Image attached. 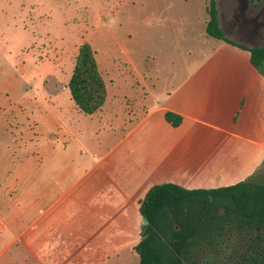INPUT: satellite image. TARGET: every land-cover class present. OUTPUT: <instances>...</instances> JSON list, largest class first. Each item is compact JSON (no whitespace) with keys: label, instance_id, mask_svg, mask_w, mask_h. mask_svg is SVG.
Here are the masks:
<instances>
[{"label":"crops","instance_id":"crops-1","mask_svg":"<svg viewBox=\"0 0 264 264\" xmlns=\"http://www.w3.org/2000/svg\"><path fill=\"white\" fill-rule=\"evenodd\" d=\"M232 15L226 24L218 9L225 36L262 45L260 29ZM206 20L201 33L215 42L182 59L179 80L149 89L127 127L119 115L81 112L67 84L41 81L53 68L31 76L35 88L0 90V264H128L152 185L216 188L259 168L264 76L248 49L207 35Z\"/></svg>","mask_w":264,"mask_h":264},{"label":"rangeland","instance_id":"rangeland-1","mask_svg":"<svg viewBox=\"0 0 264 264\" xmlns=\"http://www.w3.org/2000/svg\"><path fill=\"white\" fill-rule=\"evenodd\" d=\"M205 1L0 0V90L37 87L31 76L41 67L53 68L41 81L55 78L58 86L66 85L78 46L88 41L107 89L99 111L125 118L127 127L148 104L149 89L160 91L179 80L186 70L182 59L215 42L201 33ZM243 1L244 13H261L264 22V0ZM241 2L217 0L225 23L239 15ZM258 32L264 45V24ZM260 166L256 178L264 170ZM137 263L134 252L128 264Z\"/></svg>","mask_w":264,"mask_h":264},{"label":"trees","instance_id":"trees-1","mask_svg":"<svg viewBox=\"0 0 264 264\" xmlns=\"http://www.w3.org/2000/svg\"><path fill=\"white\" fill-rule=\"evenodd\" d=\"M205 11L206 34L248 49L251 63L264 76V45L248 48L225 36L217 0H207ZM67 87L85 114L96 113L105 103L106 84L88 41L78 46ZM165 118L173 126L181 121L171 111ZM263 171L258 178L256 171L245 180L216 188L188 189L172 182L152 185L139 200L146 222L133 247L137 264H264Z\"/></svg>","mask_w":264,"mask_h":264},{"label":"flooded vegetation","instance_id":"flooded-vegetation-1","mask_svg":"<svg viewBox=\"0 0 264 264\" xmlns=\"http://www.w3.org/2000/svg\"><path fill=\"white\" fill-rule=\"evenodd\" d=\"M239 9H240L241 12L237 16V19L240 20V22L245 26L248 22H250V20H248L247 18L244 17L245 5H244V1L243 0L241 2V6L239 7ZM256 18H257V20L254 19L255 21L253 19H251V22H252V24L255 25L256 28L261 29L263 24H264V22H263V20L261 18V13L256 15ZM254 25H253V27H254Z\"/></svg>","mask_w":264,"mask_h":264},{"label":"water","instance_id":"water-1","mask_svg":"<svg viewBox=\"0 0 264 264\" xmlns=\"http://www.w3.org/2000/svg\"><path fill=\"white\" fill-rule=\"evenodd\" d=\"M146 222V220L145 219H143V223H145Z\"/></svg>","mask_w":264,"mask_h":264}]
</instances>
